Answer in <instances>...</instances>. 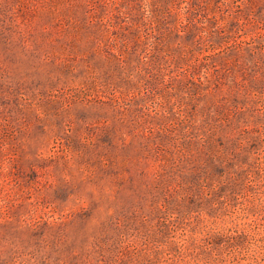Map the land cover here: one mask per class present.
<instances>
[{"label": "rangeland", "instance_id": "rangeland-1", "mask_svg": "<svg viewBox=\"0 0 264 264\" xmlns=\"http://www.w3.org/2000/svg\"><path fill=\"white\" fill-rule=\"evenodd\" d=\"M0 264H264V0H0Z\"/></svg>", "mask_w": 264, "mask_h": 264}]
</instances>
